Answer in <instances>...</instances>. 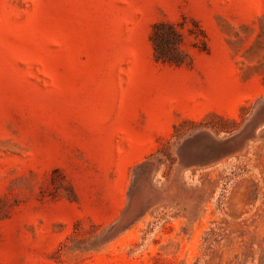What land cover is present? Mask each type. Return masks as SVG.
Segmentation results:
<instances>
[{
    "label": "rangeland",
    "instance_id": "obj_1",
    "mask_svg": "<svg viewBox=\"0 0 264 264\" xmlns=\"http://www.w3.org/2000/svg\"><path fill=\"white\" fill-rule=\"evenodd\" d=\"M0 264H264V0H0Z\"/></svg>",
    "mask_w": 264,
    "mask_h": 264
},
{
    "label": "trees",
    "instance_id": "obj_2",
    "mask_svg": "<svg viewBox=\"0 0 264 264\" xmlns=\"http://www.w3.org/2000/svg\"><path fill=\"white\" fill-rule=\"evenodd\" d=\"M151 41L157 59L175 64H182L185 61L179 49L176 55L170 51L178 48L182 41L181 33L173 24L161 23L156 25L151 35Z\"/></svg>",
    "mask_w": 264,
    "mask_h": 264
}]
</instances>
